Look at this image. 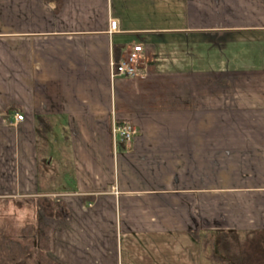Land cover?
I'll list each match as a JSON object with an SVG mask.
<instances>
[{"label":"crops","instance_id":"crops-1","mask_svg":"<svg viewBox=\"0 0 264 264\" xmlns=\"http://www.w3.org/2000/svg\"><path fill=\"white\" fill-rule=\"evenodd\" d=\"M130 45L143 77H111ZM38 117L66 132L68 193ZM39 198L57 264H214L204 241L264 231V0H0V202Z\"/></svg>","mask_w":264,"mask_h":264},{"label":"trees","instance_id":"trees-1","mask_svg":"<svg viewBox=\"0 0 264 264\" xmlns=\"http://www.w3.org/2000/svg\"><path fill=\"white\" fill-rule=\"evenodd\" d=\"M54 5L58 12L62 0H44ZM125 46L118 47L114 54V64L117 65L120 54ZM123 122L117 120L116 125ZM50 129V124L38 117L37 136L44 139ZM36 210L42 211L45 216L59 218L61 210L59 203H52L50 199L39 198L35 202ZM52 213V215H51ZM204 251L214 264H264V231L221 233L213 239L204 241ZM53 252L52 231L43 220L37 218L32 223L23 225L17 236L11 237L0 228V264H57L50 257Z\"/></svg>","mask_w":264,"mask_h":264},{"label":"rangeland","instance_id":"rangeland-1","mask_svg":"<svg viewBox=\"0 0 264 264\" xmlns=\"http://www.w3.org/2000/svg\"><path fill=\"white\" fill-rule=\"evenodd\" d=\"M46 133H49L47 147L43 137L38 140V148L42 150L40 154L46 158L42 164L43 177L49 181V190L61 194L68 193L73 190V180L68 145L63 141V133L66 132L61 126L55 125ZM45 217L42 211L36 210L28 202H0V228L11 237L15 238L23 225L32 223L37 218L45 221Z\"/></svg>","mask_w":264,"mask_h":264},{"label":"built area","instance_id":"built-area-1","mask_svg":"<svg viewBox=\"0 0 264 264\" xmlns=\"http://www.w3.org/2000/svg\"><path fill=\"white\" fill-rule=\"evenodd\" d=\"M116 25L117 21L115 19L109 20L110 33L115 32ZM141 53V45H130L125 47L117 65L114 63L111 64V77H128L133 79L143 77L142 73L137 69V65L141 61ZM23 121L24 116L22 114H14V124L22 123ZM113 133L119 135L123 141L130 143L136 135L137 130L134 125L130 123H122L121 125L114 124Z\"/></svg>","mask_w":264,"mask_h":264}]
</instances>
